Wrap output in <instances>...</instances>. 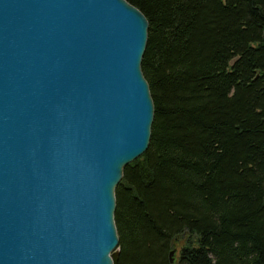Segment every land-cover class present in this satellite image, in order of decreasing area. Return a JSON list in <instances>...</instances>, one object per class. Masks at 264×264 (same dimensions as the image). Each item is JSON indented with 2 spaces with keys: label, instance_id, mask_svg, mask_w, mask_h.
<instances>
[{
  "label": "water",
  "instance_id": "95a60500",
  "mask_svg": "<svg viewBox=\"0 0 264 264\" xmlns=\"http://www.w3.org/2000/svg\"><path fill=\"white\" fill-rule=\"evenodd\" d=\"M147 29L125 0H0V264H116L114 191L154 118Z\"/></svg>",
  "mask_w": 264,
  "mask_h": 264
},
{
  "label": "trees",
  "instance_id": "16d2710c",
  "mask_svg": "<svg viewBox=\"0 0 264 264\" xmlns=\"http://www.w3.org/2000/svg\"><path fill=\"white\" fill-rule=\"evenodd\" d=\"M125 1L154 118L114 191L116 264H264V0Z\"/></svg>",
  "mask_w": 264,
  "mask_h": 264
},
{
  "label": "rangeland",
  "instance_id": "374dc122",
  "mask_svg": "<svg viewBox=\"0 0 264 264\" xmlns=\"http://www.w3.org/2000/svg\"><path fill=\"white\" fill-rule=\"evenodd\" d=\"M189 240L187 239V237H186V235H182V236H180V237H178V238H176L175 239V241L173 242V244H172V249H170L171 251L172 250H175V254H174V259L175 260H177L178 259V257H179V253H180V251H181V248L183 247V246H185L186 245V243L188 242ZM118 251V250H117ZM116 251V252H117ZM115 252V253H116ZM113 253V252H112ZM111 253V254H112Z\"/></svg>",
  "mask_w": 264,
  "mask_h": 264
},
{
  "label": "bare ground",
  "instance_id": "6f19581e",
  "mask_svg": "<svg viewBox=\"0 0 264 264\" xmlns=\"http://www.w3.org/2000/svg\"><path fill=\"white\" fill-rule=\"evenodd\" d=\"M63 12H65V10H63ZM64 15V14H63ZM143 75V74H142ZM149 87V86H148ZM115 223V222H114ZM116 232H117V230H116ZM118 237V236H117ZM111 255V254H110Z\"/></svg>",
  "mask_w": 264,
  "mask_h": 264
}]
</instances>
